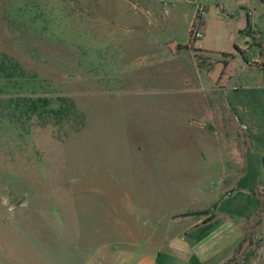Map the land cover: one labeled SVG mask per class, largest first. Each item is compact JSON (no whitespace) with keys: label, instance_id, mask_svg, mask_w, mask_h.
<instances>
[{"label":"rangeland","instance_id":"1","mask_svg":"<svg viewBox=\"0 0 264 264\" xmlns=\"http://www.w3.org/2000/svg\"><path fill=\"white\" fill-rule=\"evenodd\" d=\"M161 2L0 0V56L82 116L66 137L37 127L0 140V264H72L115 216L150 228L215 203L244 225V250L254 227L264 264V74L243 69L253 54L264 64V31L228 59L224 88L207 76L221 56L205 54L241 43L245 11L264 25V0H200L205 37L190 43L194 5L166 15ZM165 39L184 49L160 54Z\"/></svg>","mask_w":264,"mask_h":264},{"label":"crops","instance_id":"2","mask_svg":"<svg viewBox=\"0 0 264 264\" xmlns=\"http://www.w3.org/2000/svg\"><path fill=\"white\" fill-rule=\"evenodd\" d=\"M181 2L185 1L177 2L176 5ZM194 16L195 11L193 10L191 23ZM253 17V12L245 11L246 29L240 32L243 39L239 45L234 44L231 51L230 49L225 51H205V54L214 55L217 58L221 56L227 61L221 76L216 82V86H219V89L224 88L231 79V77L226 75V70L229 66L228 59L233 60L236 54L241 55L249 47L247 45H250L249 42L251 41L253 45H259L257 40H255L254 44V29L258 30L259 26L264 31V25L263 23L261 25H259L260 23L256 25L251 23L254 19ZM200 29L202 38L198 40L205 37V17L202 18ZM250 35L251 37L249 38ZM157 47L161 49L160 54L163 48L169 50L172 55L179 53L182 50L181 48H183L175 40L171 39L161 41V44ZM149 53H144V55ZM223 53L232 55L224 57L222 56ZM144 55L138 56L134 61L143 63L146 60L142 57ZM217 62L220 61L216 60L215 64ZM248 67L258 69L264 74V64L260 58H254V54L250 63L244 61L243 69L246 70ZM224 76L226 77L222 80ZM208 82L212 83L209 78ZM235 90L236 88L233 89V91ZM237 161L239 162L238 165L242 164L240 159ZM215 204L212 210L209 209L200 217H183L178 214V216L170 217L168 220L161 217L155 224L147 221V224L152 225L150 228H144L145 225L140 226L137 222H122L121 217L115 216L110 221L113 224H109L108 230H103L106 233H103L101 239L99 228L96 226L90 232V235L87 236V238L91 236L90 247L87 246L85 248L82 246L79 252L77 248L81 247V245H77L78 247L74 246L72 264H244L242 261L243 254L250 248L254 250V227L252 229V242L244 250L241 247L246 236L244 225L241 222L234 221L227 213L217 212L218 203ZM211 214L213 217H211ZM216 215L218 216L216 217ZM207 219L209 220L206 221ZM189 220L191 222H188ZM183 222L187 224L184 226ZM216 223L218 224L216 225ZM212 224L215 225L214 228H212ZM143 230H145L144 233H142ZM239 249L240 253L237 255ZM246 264H259V262L252 257Z\"/></svg>","mask_w":264,"mask_h":264},{"label":"trees","instance_id":"3","mask_svg":"<svg viewBox=\"0 0 264 264\" xmlns=\"http://www.w3.org/2000/svg\"><path fill=\"white\" fill-rule=\"evenodd\" d=\"M231 55L222 54L224 57ZM194 57L200 59L197 54ZM25 76L19 64L6 56H0V140L3 138L13 142L24 139L37 127L55 128L59 138L66 137L70 131H77L82 116L73 100L63 95L48 96L33 92L29 90ZM205 213L206 211L188 212L180 216L200 217ZM239 253L240 249L237 255ZM252 257L254 250L250 248L243 254V263L246 264Z\"/></svg>","mask_w":264,"mask_h":264},{"label":"built area","instance_id":"4","mask_svg":"<svg viewBox=\"0 0 264 264\" xmlns=\"http://www.w3.org/2000/svg\"><path fill=\"white\" fill-rule=\"evenodd\" d=\"M185 1L194 5L195 16L191 23V33H189L188 41H194L202 38V32L200 30V23L202 21V17L206 13L205 6L200 2V0H162V8L164 9V13H168L169 6L175 4L176 2Z\"/></svg>","mask_w":264,"mask_h":264},{"label":"water","instance_id":"5","mask_svg":"<svg viewBox=\"0 0 264 264\" xmlns=\"http://www.w3.org/2000/svg\"><path fill=\"white\" fill-rule=\"evenodd\" d=\"M223 68H224V64L222 62H218L208 73V78L211 80L212 83L215 84L218 81L219 77L222 74Z\"/></svg>","mask_w":264,"mask_h":264},{"label":"flooded vegetation","instance_id":"6","mask_svg":"<svg viewBox=\"0 0 264 264\" xmlns=\"http://www.w3.org/2000/svg\"><path fill=\"white\" fill-rule=\"evenodd\" d=\"M219 61L222 62V63H224V65L227 63V61H226L225 58H222V59H220ZM217 63H218V62H217ZM214 65H215V64H214ZM214 65H213V67H214Z\"/></svg>","mask_w":264,"mask_h":264}]
</instances>
